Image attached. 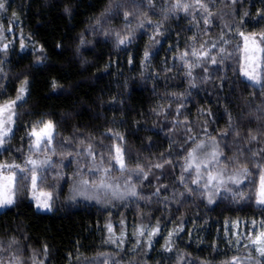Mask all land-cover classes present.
I'll return each mask as SVG.
<instances>
[{
  "label": "trees",
  "instance_id": "16d2710c",
  "mask_svg": "<svg viewBox=\"0 0 264 264\" xmlns=\"http://www.w3.org/2000/svg\"><path fill=\"white\" fill-rule=\"evenodd\" d=\"M0 2L5 5L0 10V26L12 31L7 35L11 40L9 48L0 51V105L14 100L27 82L23 99L16 107L13 132L0 151V164L31 169L32 165L26 164L27 159L46 157L50 162L37 171V189L54 195L50 212L36 211L30 199L29 172L26 193L23 191L25 182H17L15 204L0 212V238L19 237L24 241L25 255L35 249L37 259L43 264H103L101 253L119 252L120 259L133 255L132 248L137 243L133 236L135 228L137 232L143 230L139 238L147 253L144 259L149 264L173 255L161 252L173 239L181 249L201 261L206 257L217 262L239 257L240 264H252L248 256L254 252L248 248L247 237L264 228V208L253 209L246 201L226 206L220 202L229 199L225 193L217 198L211 212L203 202H193L191 197L183 198L179 205L168 203L165 209V198L181 187L179 161L165 164L163 169L155 168L158 179L150 175L143 180V195L151 196L158 191L153 201L155 206L145 205L135 198L122 201L114 208L81 201L69 205L66 200L70 183L76 177L84 174L100 177L96 175L99 172L114 183L122 180L129 165H138L145 156L153 159L167 153L171 160L176 156L182 158L185 150H191L194 144L190 139L183 148L170 144L168 133L173 123L154 119L153 109L165 102L162 93L181 90L185 85V78L177 68L179 61L173 57L177 50L187 51L185 41L197 35L198 28L203 29L200 36L206 33L212 37L207 42V50L198 58L211 54L212 60H216L218 50L226 51L227 63L236 66V73L233 74L230 67L209 63L207 74L213 80L221 77L220 83L192 90L195 95L189 98L185 108L179 112L168 109L165 115L191 122L199 118L198 109H207L211 117L205 113L200 115L209 120L207 131L218 137L219 130L228 122L223 110L225 101L235 115L241 95L246 97L252 93L258 98L262 91L260 85L254 86L240 75V33L259 35L264 32V17L260 15L264 13V0H237L233 15L238 31L235 24L225 28L219 18H212L211 25H205L199 10L190 17L178 14L160 37V43L149 51L147 59L144 53L152 37V25L136 29V36L124 44L119 43L115 33L107 35L111 27H131L118 12L121 4L106 11L108 0ZM219 3L220 0H210V6ZM128 5L139 8L140 0H128ZM65 8L70 11L66 13ZM216 33L225 37L220 44H217ZM262 46L264 48V43ZM81 60L89 61L86 67H81ZM261 62V81L264 82V52ZM142 72L145 75L138 78ZM195 74L199 76L200 70H195ZM45 122L54 125L52 142L34 148L29 133ZM237 127L247 134L252 131L253 122L245 123L240 117ZM200 139L203 140V134ZM223 139L228 141L227 136ZM116 147L124 153V169L119 168L114 159ZM229 154L226 151V155ZM220 163H228L225 156H221ZM7 170L23 175L18 168ZM113 173L120 175L114 178ZM184 175L185 178L192 176L188 171ZM129 179L138 177L130 174ZM255 180L254 195L258 177ZM49 182L53 183L55 192L48 186ZM192 187L195 189V184ZM239 187L248 191L252 186L245 179ZM142 210L151 212L145 222L149 228L155 226V235L145 231L139 223ZM106 225H111V233ZM174 227L182 228L175 237ZM121 229L123 239H117ZM245 248L248 251L238 256L239 250Z\"/></svg>",
  "mask_w": 264,
  "mask_h": 264
},
{
  "label": "clouds",
  "instance_id": "9594fccd",
  "mask_svg": "<svg viewBox=\"0 0 264 264\" xmlns=\"http://www.w3.org/2000/svg\"><path fill=\"white\" fill-rule=\"evenodd\" d=\"M236 3L237 0H220L218 5L210 6V0H200V4L203 5L201 7L197 5V0H180L181 6L178 7L177 0H140V7L135 8L128 5V0H108L105 10L111 11L117 4H121L122 6L118 9V12L125 17L131 27L114 26L109 28L107 35L112 36L115 33L118 40L123 38L125 39V43H127L136 36V29L143 28L147 24L152 25V37L149 39L144 53L145 59H147L146 57H148L149 51L160 43V37L165 35L167 28L170 27L171 20L180 13L190 17L193 12L199 10L202 13V19L205 25L210 26L212 18H219L225 28L235 24L236 30L238 31L239 26L233 15L234 5ZM184 5L188 6L187 11L184 10ZM69 11L70 9L65 8L66 13ZM202 31L203 29L198 28L197 35L186 39L185 49L187 51L177 50L174 54L173 58L179 61L177 68L181 70L182 76L185 78V85L181 90L162 93V96L165 97V102L153 109L154 119L158 118L173 123V129L168 133L171 137V145H175L177 148H183L190 139L196 148L201 149L198 163L207 166L217 156H225L228 163L219 164L213 168V171L217 173L218 183L213 184L209 188L206 180L201 182L203 175L201 173L185 178L184 174L187 171L185 166L189 160V154L186 150L182 158L176 156L171 160L167 158V153H161L160 156L153 159L145 156L138 165H129L127 167V171L121 180L123 191L116 188L113 189V197H115L117 203L124 201L127 197L135 198L145 205L155 206L153 201L158 196V191L152 193L151 196L143 195L141 193L143 180L150 175L158 179V175L154 172L157 165H161L159 168L163 169L165 164H176L179 161L178 166L181 169L179 183L181 187L172 191L171 195L165 198L167 201L163 205L165 209H167L168 203L179 205L183 198L191 197L193 202H203L204 207L211 212L213 210L212 206L217 203L216 194L220 191L228 194L229 199L227 201H220L221 203H225L226 206H233L246 201L253 209L256 207L264 208V206L256 203L254 195L255 177L261 171H264V82H256L262 89L258 98L254 97L252 93H249L246 97L240 96L235 115L230 111L228 102H224L223 110L228 115V122L219 130L218 137L207 131L209 120L200 115V113H205L207 117H211L212 113L208 112L207 109H198L199 118L191 122L188 119H176L175 117L165 115L168 109L172 112H179L180 109L185 108L189 98H193L195 95L192 90L199 91L211 83H220L221 77L218 76L213 80L211 75L207 74V65L213 62L212 55L210 54L203 59L198 58L202 51L207 50V42L212 40V37L206 33L200 36L199 34ZM215 35L217 44L225 40V37L221 36L220 33H216ZM197 36H199V39H197ZM114 47L118 48V45H114ZM193 49H195L196 56L192 55ZM76 51L79 53V48ZM215 56V63L218 66L230 67L233 74L236 73V66L227 63L229 57L226 51L218 50ZM188 61H191V63ZM88 63L89 61L81 60V67H86ZM197 69L200 70L199 76L195 74V70ZM167 71H171V69ZM144 75L145 73L142 72L138 78H142ZM226 77L227 73H225L224 78ZM244 87H247V85H244ZM240 117H242V121L245 123L248 120L253 122L251 132L245 134L244 131L237 127V120ZM201 134H203V140L200 139ZM225 136L228 137V141L223 139ZM198 145H201V147H197ZM123 146L129 147L128 145ZM243 149H247V151H243ZM226 151L230 154L226 155ZM130 174H135L138 179L130 180ZM119 175L118 173H113L114 178ZM245 179L252 186L248 191L239 187ZM193 184H195V189L192 187ZM48 186H51L53 192H55L52 182H49ZM23 191L26 193L27 188H24ZM112 203L113 200L111 198L105 201L106 206L109 207L112 206ZM164 214L167 213L165 212ZM150 215V211L142 210L139 223L145 231L154 232L155 226L149 228L148 223L145 222ZM180 219L182 221L183 217ZM204 224H207V219L204 220ZM180 230L182 228L178 230L174 227L173 237L178 235ZM133 236L136 238L137 243L132 248L133 255L131 257L120 259L119 252L101 253L99 255L103 257V264H149L144 259L147 254L145 246L141 244L140 234L135 228L133 229ZM117 239H123V229H121V235ZM149 242H151L150 238ZM137 248L140 250L137 251ZM247 251L248 249L246 248L240 249L238 256H243ZM161 252L165 254L173 253V255L161 257L155 264H163L165 260L167 264H227V262L232 260L231 257H228L217 262L206 257L201 261L200 258L190 256L186 250L181 249L175 243L174 239L172 242L166 243L164 248L161 249ZM37 256L38 253L35 249L31 250L28 255H25L24 241L17 236L0 238V264H43L41 260L37 259ZM257 259L253 255L250 261L252 264H256ZM236 264H240V259L236 261Z\"/></svg>",
  "mask_w": 264,
  "mask_h": 264
},
{
  "label": "rangeland",
  "instance_id": "374dc122",
  "mask_svg": "<svg viewBox=\"0 0 264 264\" xmlns=\"http://www.w3.org/2000/svg\"><path fill=\"white\" fill-rule=\"evenodd\" d=\"M120 6V4H119ZM105 16V15H104ZM12 31L11 29H7L4 30L1 28L0 26V51L4 52L7 51V49L9 48L10 44H11V40L8 39V34H11ZM245 36L248 37V43H249V48L252 47L251 42L253 40L256 41V51L253 54L252 51H248L245 52V40L244 37L242 35H240V44H241V59H240V75L241 78L247 82H249L250 84H253L254 86H258L259 84H257V81H261V67H262V59H263V52L260 51L259 49L263 48L262 46V42L260 39V36L257 34H244ZM5 45L7 46L5 49ZM251 58L250 57H253ZM245 73H247V75H245ZM249 77H252V79H250ZM25 85V83L23 84V86ZM25 88V87H24ZM21 89V87H20ZM20 89L18 92V95H24V92L21 94L20 93ZM17 98V97H16ZM14 99L12 101H15V105H13L12 108V120L11 122L7 121L6 119V115L4 116H0V120L3 121V123H0V135H2L4 132H7V135L3 138V146H0V151L2 150V148L5 145V141L11 136L12 132H13V126H14V119H15V115H16V107L17 104L19 103V101L21 100H17ZM8 103V102H6ZM4 103V104H6ZM3 105V104H2ZM48 122H45L41 127H39L38 129H35L38 133L44 129V125L47 124ZM54 131V129H53ZM53 137V134H52ZM33 138V147L36 148L35 145V141H36V137L32 136ZM48 143V139L45 138L40 145L42 144H47ZM192 152L193 156L189 157L188 160V164H191V167H188V164L185 166L187 171L192 175L195 176L197 173H201L203 174L201 177V182L203 180L207 181V185L210 188L213 184L218 183L217 181V173L213 171V168L218 166L221 161V156H217L216 159L211 160L210 163L207 164V166H205L204 164L198 163L199 157H200V153H201V149H198L195 147V145L191 148V150L188 152V154ZM116 154V152H115ZM45 159H47L46 157H40V158H35L34 160L37 161V166L35 168V173L37 174V171L44 168L46 165L49 164L48 163H44ZM11 165V164H10ZM119 166V164H118ZM120 168V166H119ZM7 169H12L11 167L8 168H3L0 169V177H3L5 175H16L15 172L13 171H9ZM32 174V173H31ZM209 174H211L213 177H215V179L213 180H209ZM96 175H100L99 176H95V177H89L87 174H84L82 176L76 177L75 179H72L70 186L68 188V196H67V204H72L78 201L84 202V203H88V204H94L95 206H100V207H107L109 208V206H106L105 201H108L110 198L113 200L112 203V208H114L115 206L119 207L121 204V202L117 203L115 201V197H113V189L116 188L120 191H123V188L121 187V180H117L114 183H110L109 181H107L104 177H102L101 173L96 172ZM222 176V174H220ZM84 181H87V183H83ZM244 182V181H243ZM242 182V184H243ZM241 184V185H242ZM239 185V186H241ZM258 189V182H257V186H256V191ZM40 190H38L36 188L35 192L32 191L31 189V184H30V199L34 204V208L36 209V211L38 212H50V210H46L43 207H37V200L34 199L33 197H39L40 194ZM51 196V200H50V205L52 204V201L54 199V195L53 193H49ZM225 194L224 192L220 191L217 192V198H219V196ZM4 195L3 189L0 188V198H2ZM41 200L45 199L44 197H40ZM128 199L131 198H125L124 201H127ZM256 200V198H255ZM5 208L7 207H3L0 208V212L3 211ZM247 245L249 246V250L250 252H254V249L252 248V246L247 242ZM254 256L256 258L259 259V257L257 255L254 254ZM261 264H264V261L261 262Z\"/></svg>",
  "mask_w": 264,
  "mask_h": 264
},
{
  "label": "snow or ice",
  "instance_id": "6c2138e0",
  "mask_svg": "<svg viewBox=\"0 0 264 264\" xmlns=\"http://www.w3.org/2000/svg\"><path fill=\"white\" fill-rule=\"evenodd\" d=\"M197 5L199 6H203L200 4V0H197ZM177 6H181L180 5V0H177ZM5 7L3 2H0V10H3ZM187 5H184V10L187 11ZM260 15L262 17H264V13H260ZM240 35H242L244 37L245 40V52L248 51H252L253 54L255 53V51L257 50L255 45H256V41L253 40L251 42L252 47L249 48V43H248V37L245 36L243 33H240ZM260 39L261 42L264 43V32L260 33ZM119 43L120 44H124L125 43V39L121 38L119 39ZM6 45H5V49H6ZM24 45L21 44V48H23ZM260 51L264 52V48L259 49ZM193 56H196L197 54L195 52L192 53ZM207 54H204V56H206ZM147 58V57H146ZM204 58V57H201ZM254 58L253 57H250ZM213 63H215V58H213ZM245 75H247V73H245ZM250 79H252V77H249ZM27 82L25 81V84ZM53 86L55 87V83L53 84ZM25 91L24 86H21L20 89V93L22 94ZM17 100H22L23 96L22 95H18ZM15 101H9L6 104L0 105V116H4L6 115V119L7 121L11 122L12 120V108L13 105H15ZM0 123H3L2 120H0ZM53 128L54 125L51 122H48L47 124L44 125V129H42L39 133L34 129L33 131H31L29 133V135L36 137V141H35V147L39 148L41 142L47 138L48 139V143L51 144L52 142V134H53ZM7 135V132H4L2 135H0V146H3V138ZM117 136H119V133H116ZM197 147H201V145H198ZM115 152H116V156L114 157V159L116 160V163L119 164L121 169L125 168V157H124V153L122 151V149L120 147H116L115 148ZM91 153V150L89 149V154ZM213 155H215V153H213ZM193 153L190 152L189 153V157H192ZM49 161L47 159H45L44 163H48ZM26 164H30L32 165V168H25V167H21L20 165H16V164H0V169L3 168H8V167H12L14 169H19L20 173H22L23 175H5L3 177H0V188L3 189L4 195L2 198H0V208L3 207H11L12 205L15 204L16 202V183L17 182H25L23 183V187L27 188L28 187V183H26V181H28L29 177H28V173L31 172V177H30V184H31V189L33 192H35L36 188H37V183H38V176L35 173V168L37 166V161L34 159H27L26 160ZM157 167H161V165H157ZM188 167H191V164H188ZM258 189L256 191V203L258 205L264 206V171H261L258 174ZM215 179V177H213L211 174H209V180H213ZM83 183H87V181H84ZM40 197H44L45 199L41 200ZM34 199L37 200V207H43L46 210H50L51 209V205H50V200H51V196L49 193L41 191L39 194V197L34 196ZM264 223V222H262ZM109 233L112 232V227L111 225H106ZM253 227H256L255 223L253 224ZM139 234H144L142 229L138 230ZM152 235H155V232L151 233ZM248 239V243L252 246V248L254 249V254L257 255L259 257V259H257L256 264H261L262 261H264V228H261V230L259 232H253L250 236L247 237ZM253 258V254H250L248 256V259L251 260ZM239 259V257H236L234 259H232L230 262H227V264H236V261Z\"/></svg>",
  "mask_w": 264,
  "mask_h": 264
}]
</instances>
